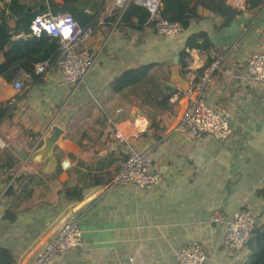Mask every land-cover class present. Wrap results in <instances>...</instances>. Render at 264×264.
Returning a JSON list of instances; mask_svg holds the SVG:
<instances>
[{
    "label": "crops",
    "instance_id": "1",
    "mask_svg": "<svg viewBox=\"0 0 264 264\" xmlns=\"http://www.w3.org/2000/svg\"><path fill=\"white\" fill-rule=\"evenodd\" d=\"M100 1L92 0L93 7ZM129 1L136 3L105 0L97 24L83 29L89 33L84 48L96 59L78 86L63 84L56 65L35 80L22 69L10 82L0 78V103L12 108L11 116L0 123V157L7 154L17 161L14 176H33L29 194L21 186L6 195L10 181L1 158L0 248L11 253L14 264H36L37 254L70 221L78 222L83 246L57 256L52 264H173V250L189 242L202 246L204 264H241L249 251L227 249L224 228L210 223L209 213L218 209L231 216L245 210L257 227L264 225V200L257 195L264 187V85L245 77L248 58L261 51L264 0L257 9L243 11L250 22L223 48L211 44L225 26L222 18L199 8L200 20L162 38L154 27L133 31L120 25ZM110 18L114 22L109 23ZM8 20L12 29L14 18ZM196 33L207 35L211 49L194 50L186 64L199 77L209 68L204 69L209 54L218 55V69L211 74L204 100L232 128L223 142L175 129L189 85L178 54L185 39ZM28 36L21 33L11 41ZM141 66H152L153 81L177 100L170 102L171 96L160 109L134 93L138 90L113 91L115 78ZM22 73L28 78H21ZM19 78L22 86L16 91L13 82ZM52 126L64 135L52 150L57 166L45 174L47 160L23 163L20 155L39 148ZM115 129L132 135L135 149L151 151L153 168L162 176L156 187L143 190L113 182L124 155V147L113 138ZM64 162H69L66 169ZM75 187L82 188L81 199L66 200L63 189ZM7 210L15 213L14 221L4 218Z\"/></svg>",
    "mask_w": 264,
    "mask_h": 264
},
{
    "label": "built area",
    "instance_id": "2",
    "mask_svg": "<svg viewBox=\"0 0 264 264\" xmlns=\"http://www.w3.org/2000/svg\"><path fill=\"white\" fill-rule=\"evenodd\" d=\"M158 1L135 0L137 4L147 9L150 19L156 16ZM245 1L233 0L231 6L238 11H243ZM28 31L29 36L39 37L41 34H46L58 39L60 55L56 66L63 84L78 86L83 82L96 59L84 48V40L88 37V31L81 29L69 14H51L50 12L36 15L29 23ZM154 31L159 37L171 38L182 32V28L178 23L158 20L154 25ZM217 59L216 53L209 54V60L212 63L207 72L199 77H196L194 69L187 67L185 76L189 79V85L184 91L186 103L175 129L192 137L206 135L223 142L232 134V128L226 117L214 111L204 100L211 74L218 69ZM50 68L49 62L38 63L34 66V74L44 75ZM22 77L28 78L24 73ZM245 77L250 82L264 85V35L261 51L252 54L247 60ZM21 86L20 78L13 82L14 90H20ZM175 100H177V95H173L170 102ZM131 137L132 135L119 129H115L113 133L114 140L124 147L123 161L113 182L117 185L131 184L138 189L149 190L161 182L162 176L153 168L151 151L135 149L131 145ZM62 165L66 169L69 167V162H64ZM208 220L224 228L223 245L235 252L246 248L252 231L257 227L253 216L245 210H237L231 216H227L218 209L213 210L209 213ZM82 246V232L78 222H66L58 228L52 240L37 254L36 264H52L57 256L80 249ZM171 257L173 264H204L206 260L202 246L196 242H189L175 248Z\"/></svg>",
    "mask_w": 264,
    "mask_h": 264
},
{
    "label": "trees",
    "instance_id": "3",
    "mask_svg": "<svg viewBox=\"0 0 264 264\" xmlns=\"http://www.w3.org/2000/svg\"><path fill=\"white\" fill-rule=\"evenodd\" d=\"M0 0V78L10 82L15 78L19 70L30 75L31 80L37 79L40 75L34 74V65L41 62H49L55 66L60 55V44L57 38H52L46 34L39 37H21L11 41L14 36L23 33L28 35V25L38 14L50 12L51 14L67 13L77 23L81 29H86L97 24L99 16L105 5V0H101L98 6L93 7L92 0H61L56 3L54 0ZM262 4L261 0L246 1L244 10L257 9ZM204 9L209 13L223 19L227 25L243 11L234 9L228 0H159L156 16L150 19L146 8L129 1L121 14L119 23L129 30L140 31L144 26L154 27L158 20H165L171 23H178L182 30H186L191 21L200 20L198 9ZM87 10L90 12L87 13ZM8 15L14 18L13 28L8 27ZM115 18L107 21L114 22ZM21 21H26L22 25ZM201 41V43H199ZM209 51L211 45L204 33H196L185 39L184 48L179 52V65L181 74L187 72L186 60L194 50ZM209 61L204 69L210 66ZM152 66H141L124 71L112 83V89L116 93H121L125 89H135L141 98L150 104H155L160 109H165L171 93H163L160 86L153 81L150 74ZM12 108L7 103H0V123L3 119L11 116ZM151 127H155L151 125ZM4 160V167L7 174V181L10 184L7 194H13L15 189L22 186V192L29 194L27 188L33 176L15 175L17 161L10 155L3 154L0 157ZM123 161V158L121 159ZM119 170V169H118ZM117 170V171H118ZM60 169L56 170V174ZM47 178L53 175L45 176ZM15 187V188H14ZM82 188H64L62 194L66 200L79 201L81 199ZM257 195L264 200V187L257 192ZM4 218L9 222L14 221L15 213L7 210ZM249 255L241 264H264V225L255 227L246 245ZM0 264H14L11 253L0 248Z\"/></svg>",
    "mask_w": 264,
    "mask_h": 264
},
{
    "label": "water",
    "instance_id": "4",
    "mask_svg": "<svg viewBox=\"0 0 264 264\" xmlns=\"http://www.w3.org/2000/svg\"><path fill=\"white\" fill-rule=\"evenodd\" d=\"M8 18L13 19L11 15H8ZM250 22L249 16L247 13H241L236 16L231 22L227 25L220 28L215 34V39H211V44L214 48H223L230 46L240 35L242 29L246 24ZM176 58L174 61L176 62ZM64 131L57 126H52L50 134L42 136L41 145L39 148L34 150L29 156L20 155V160L25 162H43L47 160L46 167L42 170L43 173L49 174L52 173L56 166L57 161L52 154L54 146L62 139Z\"/></svg>",
    "mask_w": 264,
    "mask_h": 264
}]
</instances>
